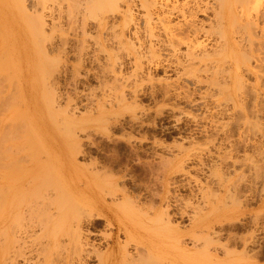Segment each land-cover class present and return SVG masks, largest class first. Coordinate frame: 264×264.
<instances>
[{
    "label": "rangeland",
    "instance_id": "374dc122",
    "mask_svg": "<svg viewBox=\"0 0 264 264\" xmlns=\"http://www.w3.org/2000/svg\"><path fill=\"white\" fill-rule=\"evenodd\" d=\"M19 1L0 0V149L4 148L0 154L10 156L11 185L34 175L40 189L64 186L83 204L76 208L84 223L86 247L100 252L116 240L123 245L128 235L102 218L93 225L88 222V213L83 211L88 212L92 186L109 188L104 184L113 181L118 195L124 193L136 206L128 208L135 211L138 222L144 219L137 215L141 209L154 217L164 208L180 233L189 229L192 211L216 204L221 215L213 224L214 233L211 231L215 238L208 241L199 236L196 241L203 250H193L187 234L178 243L172 233L160 232L162 245L152 264H264V0L247 4L246 0H156L149 7L150 14L142 0H113L116 3L112 1L111 7L106 3L109 0ZM126 10L132 11L130 18ZM217 10L222 11L221 17L216 16ZM125 18L130 20L125 22ZM150 24L152 36L146 30ZM217 31L229 38L232 54L221 56L220 63L211 57L208 64L209 57L201 58L203 52L211 54L225 44ZM130 43L136 50H131ZM146 44L155 46L154 54L147 53L152 48L146 49ZM184 51L194 53L191 56L199 62L189 60ZM133 52L138 60L142 57L139 69ZM240 55L243 60L235 68ZM255 63L261 66L256 68ZM188 64L189 73L185 70ZM235 76L246 84H241L245 89L234 88ZM52 95L59 111H52L48 104ZM121 95L125 100H120ZM103 200L114 206L110 196L104 195ZM113 208L129 210L126 206ZM64 237L61 243H68L70 249ZM133 243L126 244L127 250L143 254L144 249L137 245L135 250ZM63 252L61 256L66 254ZM73 254L71 250L68 264H78V253ZM95 259L88 264H97Z\"/></svg>",
    "mask_w": 264,
    "mask_h": 264
},
{
    "label": "bare ground",
    "instance_id": "6f19581e",
    "mask_svg": "<svg viewBox=\"0 0 264 264\" xmlns=\"http://www.w3.org/2000/svg\"><path fill=\"white\" fill-rule=\"evenodd\" d=\"M21 1V0H20ZM19 1V2H20ZM37 1V0H35ZM43 1V0H42ZM45 1V0H44ZM93 1V0H92ZM111 2H106L109 6H110V3L113 5V0H109ZM113 1V2H112ZM117 1V0H116ZM218 1V0H216ZM221 0H219L218 2H220ZM239 1V0H238ZM244 1V0H242ZM100 2V1H99ZM217 2V3H218ZM246 2H249V0L247 1H244V3ZM17 3V2H16ZM36 3V2H35ZM39 3V2H38ZM43 3V2H42ZM95 3V1H94ZM116 2H114L115 4ZM142 3H143V7L145 6L146 9H147V13L150 14L149 11V7L151 6H154L156 5V0H142ZM252 3V2H251ZM260 3V2H259ZM258 3V4H259ZM22 4V3H21ZM20 4V5H21ZM34 4V3H33ZM32 4V5H33ZM45 4V3H44ZM43 4V6H45ZM100 4V3H99ZM220 5V3H218ZM223 4V2L221 3ZM233 4V3H232ZM247 4V3H246ZM31 5V4H30ZM98 5V3H97ZM102 4L96 6L97 8L100 6L101 7ZM163 5V4H162ZM224 5V4H223ZM240 5V4H239ZM107 6V5H106ZM127 6V4H126ZM142 6V5H141ZM164 6V5H163ZM162 6V7H163ZM241 6V5H240ZM95 7V6H94ZM111 7V6H110ZM156 7V6H155ZM160 6V8H162ZM221 7H223L222 5H220V9ZM34 11V14L36 15V12H37V9H36V6L34 4L33 6ZM159 8V9H160ZM218 8V7H217ZM44 9V8H43ZM124 9V8H123ZM128 9V7H127ZM142 9V8H141ZM245 9V8H244ZM248 9V8H247ZM41 10V9H40ZM46 10V9H45ZM145 10V9H144ZM158 10V9H157ZM169 10V9H168ZM167 10V11H168ZM174 10V9H173ZM223 10V9H221ZM220 10V11H221ZM225 10V9H224ZM233 10V9H232ZM36 11V12H35ZM39 11V10H38ZM127 11V10H126ZM126 15L129 16L130 13L132 12H126ZM218 11V10H217ZM218 11L216 14L217 15H220L221 17V14H219ZM42 12V11H41ZM40 12V13H41ZM169 12V11H168ZM190 12V11H189ZM222 12V11H221ZM220 12V13H221ZM171 13V12H170ZM186 13V12H185ZM247 13V12H246ZM264 13V12H262ZM148 14V15H149ZM261 14V13H260ZM125 15V14H124ZM125 15V16H126ZM263 16V14H261ZM260 15V16H261ZM40 16V15H38ZM38 16H36V18H38ZM124 16V17H125ZM166 16V15H165ZM182 16V15H180ZM228 16V14H227ZM261 16V17H262ZM35 17V16H34ZM123 17V18H124ZM146 17V16H145ZM241 17V15H240ZM259 17V18H261ZM42 18V17H41ZM40 17L38 18L41 19ZM130 18V16L128 17ZM128 18H125L123 19L124 21H129ZM162 18H160V21H161V24H162V21L161 20ZM167 19V18H166ZM219 19V22L218 23H221L220 21V18L218 17ZM223 19V18H222ZM262 19V18H261ZM36 20V19H35ZM122 20V19H121ZM168 20V19H167ZM41 21V20H40ZM125 21V22H126ZM166 22V20H164ZM256 21V20H255ZM37 22V21H36ZM124 22V25H127L125 24ZM149 22V21H148ZM223 22V21H222ZM248 22V21H247ZM45 23V22H44ZM130 23V22H129ZM175 23V22H174ZM173 23V25H175ZM37 24H40L39 22ZM42 24V22H41ZM133 24V23H132ZM168 24V22H167ZM187 24V23H186ZM190 24V23H189ZM187 24V26L189 25ZM222 24V23H221ZM219 24V25H221ZM232 24V23H231ZM244 25H246L245 23H243ZM243 24L240 26L242 28ZM249 24V23H248ZM44 25V24H43ZM43 25H41L43 27ZM135 25V24H134ZM145 25V24H144ZM147 26V25H146ZM225 26V25H224ZM227 26V25H226ZM232 26V25H231ZM148 27V28H147ZM146 27V30L148 31L149 35L152 36V26L151 24L148 25ZM239 27V29H240ZM247 27V26H246ZM163 28V27H161ZM166 28V27H165ZM216 28V27H215ZM231 28V27H230ZM237 28V26H235V29ZM250 30H251V27H248ZM194 29V28H192ZM191 29V30H192ZM238 29V28H237ZM253 29V28H252ZM38 30V29H37ZM40 30V28H39ZM43 30V28L41 29ZM145 30V31H146ZM175 29H173L174 31ZM244 30H245V26H244ZM109 31V30H108ZM132 31V30H131ZM144 31V30H143ZM216 31V30H215ZM253 31V30H252ZM130 32V31H129ZM171 32V31H170ZM182 32V31H181ZM185 32V31H184ZM228 32V31H227ZM251 32V31H250ZM135 33V32H134ZM138 33V32H137ZM143 33V32H142ZM145 33V32H144ZM147 33V35H148ZM152 33V34H151ZM159 33V32H158ZM167 33V32H166ZM220 31H217V34H219ZM223 32L220 33L221 37L220 38H223L222 40H224L223 42H225V44H221L220 46H218L217 48L215 47V49H217L215 52H212L211 54H209L208 52H203L202 57H206L208 59L209 57V61H208V64L211 60L214 59V62L216 61V63H220V57L222 59L228 57V53L230 54L231 52H229V48L228 47H233V45H229L228 43V40L227 38H224L222 37V34ZM42 34V32H41ZM114 34V33H113ZM162 34V33H161ZM170 34V33H169ZM175 34V32H174ZM179 34V33H178ZM182 34V33H181ZM245 34V33H244ZM253 34V33H252ZM43 35V34H42ZM121 35V34H119ZM130 35V34H129ZM145 35V34H144ZM146 35V36H147ZM167 35V34H166ZM186 35V33L184 34ZM253 35H256L255 37H259L257 34H253ZM260 35V34H259ZM117 36V35H115ZM134 36V35H133ZM148 36V37H150ZM177 36V35H176ZM182 36V35H181ZM188 36V35H187ZM224 36V35H223ZM240 36V35H239ZM244 36V35H243ZM246 36V35H245ZM244 36V37H245ZM262 36V35H261ZM260 36V37H261ZM118 37V36H117ZM117 37H114V38H117ZM121 37V36H120ZM126 37V36H125ZM187 39L186 36H183ZM219 37V36H218ZM226 37V36H225ZM107 38V37H106ZM112 38V37H111ZM128 38V37H127ZM131 38V37H130ZM136 38V37H135ZM134 38V39H135ZM147 38V37H146ZM145 38V39H146ZM153 38H155V36H153ZM159 38V36L157 37ZM164 38V37H163ZM108 39V38H107ZM133 39V38H132ZM139 39V38H138ZM160 39V38H159ZM169 39V38H168ZM172 39V38H171ZM182 39V37H181ZM185 39V40H186ZM229 39V38H228ZM246 39V38H245ZM41 40V39H40ZM120 40V39H119ZM143 40V39H142ZM176 40V39H175ZM188 40V39H187ZM217 40V39H216ZM117 41V40H116ZM145 41V40H144ZM161 41V40H160ZM174 41V39H173ZM178 41V40H176ZM189 41V40H188ZM246 41V40H245ZM253 41V40H252ZM251 41V42H252ZM261 41V40H260ZM139 42V41H138ZM165 42V41H164ZM163 42V44H164ZM169 42V41H168ZM182 42V41H181ZM191 42V40L189 41V43ZM244 42V41H243ZM263 42V41H262ZM119 43V42H118ZM117 43V46L119 45ZM132 43V42H131ZM130 43V46H133L135 44H131ZM140 43V42H139ZM179 43V41H178ZM178 43H174L175 46L178 45ZM264 43V42H263ZM122 44V43H121ZM152 44V43H151ZM169 46L170 44H172V42L168 43ZM186 44H188L186 42ZM236 44V43H234ZM261 44V43H260ZM123 45V44H122ZM138 45V43H137ZM148 46V44H146ZM193 45V44H192ZM113 46V45H112ZM146 46V47H147ZM151 46V48H150ZM148 46L146 49H151V51H147L148 54H154L152 52L153 48L155 47H152V45ZM168 46V45H167ZM168 46V47H169ZM173 46V44H172ZM171 47V49L174 47ZM190 45H187L186 47H188ZM198 47H200V45H197ZM236 46V45H235ZM42 47V46H41ZM44 47V46H43ZM120 47V46H119ZM185 47V48H186ZM194 47V46H193ZM255 47V46H254ZM117 48V47H116ZM121 48V47H120ZM126 48V47H125ZM135 48L134 46L131 48V50H136V49H133ZM189 49H191V47H189ZM240 49V48H239ZM119 50V49H118ZM130 50V51H131ZM173 50V49H172ZM127 51V49H126ZM142 51V50H141ZM140 51V52H141ZM233 51V49H232ZM257 51V50H256ZM128 52V51H127ZM135 52V51H134ZM133 52V53H134ZM150 52V53H149ZM171 52V51H170ZM186 54H187V51H184ZM189 54H190V51H188ZM201 52V53H202ZM235 52V51H234ZM44 53V52H43ZM137 54H141V53H138V51L136 52ZM146 53V54H147ZM183 53V52H182ZM205 53V54H204ZM236 53V52H235ZM239 53V52H238ZM135 54V53H134ZM185 54V55H186ZM187 54L189 57L188 59L189 60H194V56H191L192 54L195 55L194 53L190 54ZM232 54V53H231ZM240 54V53H239ZM244 54V52H243ZM198 55H199V52H198ZM201 55V54H200ZM199 55V56H200ZM235 55V54H234ZM237 55V53H236ZM235 55V56H236ZM115 56V55H114ZM138 56H136L135 54V58L137 60H135V63H138V69L140 68L139 66H142V64L140 65L139 64V60H141V55H140V59L138 60ZM143 56V54H142ZM148 56V55H147ZM154 55H152V58L156 57V53H155V56L153 57ZM158 56V55H157ZM196 56V55H195ZM243 56V55H240V57ZM249 56V55H248ZM146 57V56H145ZM185 57V56H184ZM186 57V58H187ZM212 57V59L210 60V58ZM232 57V56H231ZM45 58V57H44ZM115 58V57H113ZM236 58V57H235ZM234 58V59H235ZM250 58V57H249ZM255 58V57H254ZM257 58V57H256ZM116 59V58H115ZM151 59V57H150ZM207 59H205L207 61ZM231 59V58H230ZM252 59V58H251ZM262 59V58H260ZM44 60V59H42ZM147 60V59H146ZM226 60V59H225ZM242 57L241 59H236V63L234 66L235 68L236 67H240L238 66L239 62L241 63L242 61ZM116 61V60H115ZM148 61V60H147ZM186 61V59H185ZM184 61V64L185 63H188V62H185ZM188 61V60H187ZM197 61V60H196ZM194 60V63L196 62ZM203 61V60H202ZM231 61V60H230ZM234 61V60H233ZM250 61V60H249ZM259 61V60H257ZM180 62V61H179ZM199 62V61H198ZM197 62V63H198ZM213 62V61H212ZM244 62H247L246 59ZM261 62V61H260ZM258 62V63H260ZM132 63V62H131ZM195 63V64H197ZM203 63V62H202ZM211 63V62H210ZM233 63V62H232ZM113 64H114V60H113ZM148 64V63H147ZM150 64V63H149ZM181 64V63H180ZM183 64V65H184ZM201 64V63H199ZM244 64V63H242ZM241 64V65H242ZM246 64V63H245ZM249 63H247L246 65H248ZM252 64V63H251ZM257 63H255L254 65H256ZM262 65V62L260 63ZM260 64L259 67L261 66ZM121 65V63H120ZM118 65V66H120ZM144 65V64H143ZM158 65V64H157ZM192 65V64H191ZM190 65V66H191ZM203 65V64H202ZM211 65V64H210ZM209 65V67H210ZM233 65V64H232ZM231 65V66H232ZM246 65H244L243 67H245ZM258 65H256V68L258 67ZM105 66V65H104ZM136 66V64H135ZM188 65H186V71H188ZM229 66V65H228ZM107 67V66H106ZM114 67V65H113ZM121 67V66H120ZM134 67V66H133ZM192 67V66H191ZM193 67H194V64H193ZM204 66H200L199 69H203ZM224 67V66H223ZM258 67V68H259ZM37 68V67H36ZM117 68V67H116ZM137 68V66H136ZM136 68L134 69L135 71ZM206 68V66H205ZM211 68H214L213 71H216L215 67H211ZM255 68V69H256ZM109 69V67H108ZM114 68H112L113 70ZM192 69V68H191ZM190 69V70H191ZM195 69V68H194ZM198 67H197V71L199 70ZM228 69V68H227ZM226 69V70H227ZM246 69V68H245ZM253 69V68H252ZM132 70V69H131ZM147 70V69H146ZM207 70V69H206ZM221 71L225 69H220ZM218 71L221 72V71ZM229 70V69H228ZM227 70V71H228ZM242 70V69H241ZM247 70V69H246ZM245 70V71H246ZM259 69H257L258 71ZM261 70V69H260ZM53 71V69H52ZM108 71V70H107ZM109 71H111L109 69ZM117 71V70H116ZM202 71V70H200ZM249 71V70H248ZM115 73V70L113 71ZM120 72V71H119ZM118 72V73H119ZM133 72V71H132ZM143 72V71H142ZM202 72H206L208 73L207 71H202ZM212 72V71H210ZM209 72V73H210ZM226 72V71H225ZM224 72V73H225ZM231 74H232V70L230 71ZM230 72L228 71V73L230 74ZM240 72V71H239ZM252 72V71H251ZM260 72V71H259ZM109 73V72H108ZM136 73V72H134ZM189 73V71L187 72ZM191 73V72H190ZM227 73V72H226ZM263 71L261 72V75H262ZM112 74V73H111ZM120 74V73H119ZM131 74V73H130ZM133 74V73H132ZM211 74V73H210ZM213 74V72H212ZM223 74V72L221 73ZM228 74V75H229ZM230 74V75H231ZM134 75V74H133ZM188 75V74H187ZM191 75V74H190ZM256 75V74H255ZM121 76V75H120ZM118 75V77H120ZM123 76V75H122ZM193 76V75H192ZM234 76V75H233ZM257 76V75H256ZM260 75H258V80ZM114 77L116 78V76L114 75ZM202 77V76H201ZM210 77V76H209ZM214 77V75H213ZM228 76H226L227 78ZM232 77V76H231ZM127 78V77H126ZM192 78V77H191ZM242 78V77H241ZM245 78V77H244ZM262 78V77H261ZM260 78V79H261ZM119 79V78H118ZM125 79V78H124ZM129 79V78H128ZM196 79V77H195ZM202 79V78H201ZM207 79V78H206ZM215 79V78H214ZM214 79H212V81H215ZM231 79V78H230ZM256 79V78H255ZM123 80V79H122ZM166 80V79H165ZM232 80V79H231ZM113 81V80H112ZM121 81V80H120ZM135 81V80H134ZM200 81V80H199ZM202 81L205 82V80L202 79ZM115 82H118L119 81H115ZM211 82V81H210ZM233 85H234V88L238 90V88H242L241 87V84L240 83V80L238 78V76H235L233 78ZM124 83V82H123ZM122 83V84H123ZM126 83V82H125ZM205 83H209L208 81L205 82ZM258 83V81L256 80V84ZM116 84V83H115ZM115 84H112L114 87H115ZM133 84V82H132ZM211 84V83H210ZM51 85V84H50ZM49 85V86H50ZM121 84H119L120 86ZM244 85V84H242ZM246 85V84H245ZM244 85V86H245ZM53 86V85H52ZM118 86V88H119ZM252 86V85H251ZM2 87V86H1ZM113 87V88H114ZM123 87V86H122ZM181 87V86H180ZM216 87V86H215ZM246 87V86H245ZM51 88V87H50ZM112 88V89H113ZM117 88V89H118ZM226 88V87H225ZM228 88V87H227ZM233 88V87H232ZM233 88V90H234ZM1 89V88H0ZM49 89V88H48ZM115 89V88H114ZM121 86H120V90H121ZM132 89V88H131ZM166 89V87L164 88ZM217 89V88H216ZM245 88H242L240 90H243ZM2 90V89H1ZM51 91V93H53L52 89H49ZM48 90V91H49ZM176 90V89H175ZM224 90V88H223ZM229 90V89H228ZM47 91V90H46ZM140 91V90H139ZM167 91V89L165 90ZM254 91V90H253ZM168 92V91H167ZM237 92V91H236ZM239 92V91H238ZM50 92H48L49 94ZM119 94H122V91L119 93ZM118 95V94H117ZM121 95V101L122 100H125L124 96ZM4 96V95H3ZM50 96V95H49ZM54 95H52V99H51V102H49L48 104H50L51 106V110L52 111H57L58 109H56V105L54 104V98H53ZM51 98V96H50ZM1 99V98H0ZM3 99V98H2ZM188 99V98H187ZM119 100V101H120ZM46 101V100H45ZM118 101V102H119ZM116 102V101H115ZM117 103V102H116ZM115 103V104H116ZM46 104V103H45ZM47 104V105H48ZM3 105V104H2ZM5 105V103H4ZM46 107H49L47 106ZM123 105V104H122ZM58 108V107H57ZM5 110V109H4ZM51 111V115H53V112ZM59 111V110H58ZM60 111L67 117L69 118L70 115L64 110V109H60ZM3 112V111H2ZM1 112V113H2ZM69 112V111H68ZM3 114V113H2ZM71 114V113H70ZM257 114V113H256ZM50 115V116H51ZM60 116L61 113H60ZM53 117H55V119H57V116H55V114L53 115ZM65 117V119H66ZM59 118V117H58ZM51 119H52V116H51ZM63 119V117H62ZM257 119V118H256ZM255 119V120H256ZM68 121V120H67ZM70 121V120H69ZM257 121V120H256ZM70 123V122H69ZM68 123V124H69ZM251 123V122H250ZM264 124V123H263ZM251 130V129H250ZM260 130V129H259ZM247 131V130H246ZM1 132V130H0ZM253 132V131H252ZM256 133V132H255ZM5 137H8L5 136ZM0 139H1V135H0ZM4 139V138H3ZM2 139V140H3ZM6 141V139H5ZM4 146V144H2ZM2 147V146H0ZM3 149L2 150L0 149V152L2 151L3 152ZM7 149V148H6ZM7 151V150H6ZM8 153V152H6ZM5 154V152H4ZM3 153H1L0 155H2L0 157V264H68V259L69 257L72 255H69L70 251H74L75 254L73 255H78V264H88V262L93 259V258H96L97 259V264H136V263H145V264H152V260L154 259L153 258V255H156L155 253L157 252V249L159 250L160 248V245L161 242L159 241V236L157 235L158 233L162 232L164 234H170L172 233V237L174 239H176L175 241L180 243V240H181V236L183 234H187L188 237L190 238V243L192 244V249L193 250H198L200 248V250L204 247H199L200 245L196 244V241L199 239L198 237L199 236H202V237H205V240L207 239L208 241H212L214 238L212 237L211 235V231L213 232L214 229L212 230L213 228V224L217 221V219H220V215H221V212L220 210H218V206L215 204L214 206L208 208V209H205L207 207H199L201 206L200 204L198 205V210L196 208L195 211H192L193 214H191L192 216H190V227L189 229L187 230V232L185 233H180L178 232V229H177V226H173L172 225V221H171V218L169 217L170 215L168 214V211L165 210L164 211V208L163 210L158 211V212H155L156 214L154 215V217H149L146 213H142V209L140 210L139 209H136L137 212L139 211V213H137V215L139 214L141 217H143L144 219L140 218V222L136 221V215H134L135 211L133 212L132 210H130L131 208H135L136 206H134L132 200L126 196L124 193L121 194V196L118 195L117 193V188L115 187V184H113L114 182L111 181H107L105 183L104 181V185L106 186V184L109 186V188H101L100 190L99 189H94V187L92 186L89 190L90 192V202L87 204L89 209H88V212H86L85 210L83 211L84 215H87L86 213H88V216L89 217L87 220L88 222L93 225L97 220L99 219H105V221H107V223L109 225H113V224H116V227L117 229L119 230H122L124 233H126L128 236L126 238V241L124 242V244L122 245H119V241H115L114 244L112 246L109 245V247L106 249V251L104 252H100L97 248H87L86 246H88V242L83 240V237H82V225L84 224L82 219L80 218V213L78 211V209L80 208L79 206L80 205H83L81 204V202L73 195V194H70L68 190L62 188L64 186H62L61 188H59V185L57 186L59 188V190H57V187L56 188H53L52 189V186L50 184L51 187L49 188H46V189H40V185L39 187L36 186V178L34 177V175L32 176H25L24 180L23 177H22V181H20L18 184H14L16 183L15 179H14V185H11V179L8 180V168H7V165L9 164V161L11 162V160H7L9 159V157L4 156ZM7 157V158H6ZM8 161V162H7ZM11 165V164H10ZM7 169V170H6ZM13 175H10V177H12ZM24 176V175H23ZM99 178V177H98ZM13 179V178H12ZM38 179V178H37ZM48 181V180H47ZM10 182V184H9ZM113 182V183H112ZM40 184V183H39ZM103 184L101 186H103ZM44 185V184H43ZM96 185V184H95ZM220 185V184H219ZM222 185V184H221ZM47 186V185H46ZM45 186V187H46ZM49 186V185H48ZM99 186V184H98ZM117 186V185H116ZM44 187V186H43ZM44 187V188H45ZM54 187V186H53ZM97 187V186H95ZM100 187V186H99ZM209 187V186H208ZM61 189H63V191H61ZM200 189V188H199ZM203 189V188H202ZM211 189V188H210ZM214 190V189H213ZM228 190V189H227ZM68 191V192H67ZM124 191V190H123ZM198 191V190H197ZM208 191V190H207ZM80 192V191H79ZM202 192V191H201ZM211 192H212V189H211ZM68 193V194H67ZM77 193V191H76ZM126 193V192H125ZM203 194L205 193L204 191L202 192ZM228 193V192H226ZM214 194V193H213ZM229 194V193H228ZM76 195V194H75ZM104 195H108L111 197V199L114 201V206H118L120 208H123L124 206H126L127 208L131 207L128 211H120L118 209H114L113 207H110V206H107L106 204H103L102 200H103V197ZM208 195V194H207ZM215 195V194H214ZM212 195V196H214ZM215 197V196H214ZM213 198V197H212ZM231 198V196H230ZM165 199V198H164ZM167 200V199H165ZM203 200V198H202ZM220 199H217L216 203L218 205H221V200L219 201ZM104 201V200H103ZM219 201V202H218ZM136 202V201H135ZM186 202V201H185ZM187 205V204H186ZM185 205V206H186ZM194 205V204H193ZM75 206V208L73 207ZM76 206H78L79 208H76ZM123 206V207H122ZM73 207V208H72ZM142 207V206H141ZM76 209V211H75ZM82 209V208H81ZM149 209V208H148ZM168 209V208H166ZM179 209V208H178ZM182 209V207L180 208V210ZM195 209V207L193 208ZM179 210V212H180ZM75 211V212H74ZM78 211V212H77ZM146 211H148L146 209ZM186 211V210H185ZM184 211V212H185ZM82 212V210L80 211ZM149 213V212H148ZM82 214V213H81ZM82 214V215H83ZM181 215L182 214H187V213H183L181 212L180 213ZM80 215V216H79ZM86 217V218H87ZM139 217V216H138ZM219 217V218H218ZM85 218V217H84ZM83 218V219H84ZM189 218V216H188ZM152 223H155V225L153 224V226L151 225ZM37 232L34 233V232ZM89 232V231H88ZM216 232V231H215ZM35 235H34V234ZM91 233V232H90ZM94 233V232H92ZM91 233V234H92ZM214 233V232H213ZM212 233V234H213ZM218 233V231H217ZM163 234V235H164ZM34 235V236H32ZM66 236L69 240V245L70 247L72 248H67L66 245L68 244H64L63 242V245H61V237H64ZM215 236V235H214ZM64 237V238H66ZM218 237V236H217ZM41 240V241H38L36 242L35 240ZM39 238V239H38ZM110 238L112 239V237L110 236ZM201 240V238H200ZM130 241L134 242L133 245L135 247V250H137V247L140 246L141 248L144 249V251L142 252L143 254H139L137 252H139L137 250V252L135 254L130 253L127 248H126V244H128ZM206 241V242H208ZM216 241V240H215ZM175 242V243H176ZM205 242V241H203ZM218 243V242H217ZM216 243V244H217ZM201 244V243H200ZM68 245V246H69ZM138 245V246H137ZM204 245V243H203ZM201 245V246H203ZM86 248H85V247ZM67 248V249H66ZM180 248V247H179ZM205 248H206V245H205ZM223 248H224V244H223ZM227 248V247H226ZM224 248V249H226ZM69 249V250H68ZM188 250V249H187ZM62 251H64L63 253H66V254H62ZM134 251V250H133ZM207 252V250H206ZM227 252V251H226ZM229 252V251H228ZM231 252V251H230ZM56 255V256H53ZM230 254V253H229ZM138 255V256H137ZM228 255V254H227ZM72 257V256H71ZM95 259V260H96ZM143 261V262H140V261ZM90 264V263H89Z\"/></svg>",
    "mask_w": 264,
    "mask_h": 264
}]
</instances>
